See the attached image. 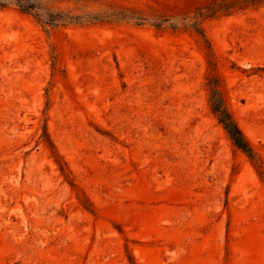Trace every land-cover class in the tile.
Here are the masks:
<instances>
[{"label":"rangeland","instance_id":"obj_1","mask_svg":"<svg viewBox=\"0 0 264 264\" xmlns=\"http://www.w3.org/2000/svg\"><path fill=\"white\" fill-rule=\"evenodd\" d=\"M41 2L0 10V264H264V0Z\"/></svg>","mask_w":264,"mask_h":264},{"label":"trees","instance_id":"obj_2","mask_svg":"<svg viewBox=\"0 0 264 264\" xmlns=\"http://www.w3.org/2000/svg\"><path fill=\"white\" fill-rule=\"evenodd\" d=\"M5 9H16L23 14L32 15L39 23L51 28L73 22V19L64 17L60 12L44 6L41 0H0V10ZM207 86L209 88L208 103L211 113L222 126L232 145L259 168L260 164L255 152L225 106L217 77L212 76L208 80Z\"/></svg>","mask_w":264,"mask_h":264}]
</instances>
